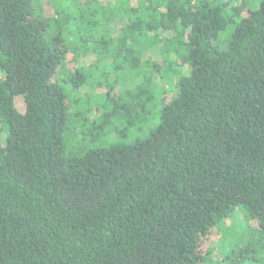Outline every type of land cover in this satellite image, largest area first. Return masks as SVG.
Listing matches in <instances>:
<instances>
[{
  "label": "trees",
  "instance_id": "obj_1",
  "mask_svg": "<svg viewBox=\"0 0 264 264\" xmlns=\"http://www.w3.org/2000/svg\"><path fill=\"white\" fill-rule=\"evenodd\" d=\"M48 2L0 0V264H221L237 208L264 238V0Z\"/></svg>",
  "mask_w": 264,
  "mask_h": 264
},
{
  "label": "rangeland",
  "instance_id": "obj_2",
  "mask_svg": "<svg viewBox=\"0 0 264 264\" xmlns=\"http://www.w3.org/2000/svg\"><path fill=\"white\" fill-rule=\"evenodd\" d=\"M45 1L44 13L47 17L53 14V8L49 4L48 0ZM74 0H61L60 5L62 8H66V4L73 3ZM64 12V10H63ZM66 12V11H65ZM64 15L68 12L65 13ZM56 30L52 28L46 32V38L50 40L55 34ZM84 92V91H83ZM82 94V92H81ZM174 94H169V98ZM167 97V99H169ZM22 102L20 98L16 100V106L22 111ZM160 106L155 113H152L150 119L147 122L138 123L133 126L128 135L121 139L123 144H131L138 140H144L149 132L159 120ZM100 146L98 143L95 147ZM244 211L237 208L232 217L229 219L233 225L229 227L230 221H225L217 230H212V236L210 240L204 244V247H211L213 244L214 249L218 251V260L223 259L221 264H264V238L256 237L255 235L249 236L245 223L241 222ZM240 223V224H239ZM242 223V224H241ZM213 249V250H214ZM214 250V251H216ZM211 264H216L212 263Z\"/></svg>",
  "mask_w": 264,
  "mask_h": 264
}]
</instances>
